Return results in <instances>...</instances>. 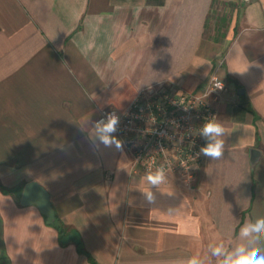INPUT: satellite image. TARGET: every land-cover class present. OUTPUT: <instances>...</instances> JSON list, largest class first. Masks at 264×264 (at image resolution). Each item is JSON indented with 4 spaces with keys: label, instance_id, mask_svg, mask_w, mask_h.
<instances>
[{
    "label": "crops",
    "instance_id": "1",
    "mask_svg": "<svg viewBox=\"0 0 264 264\" xmlns=\"http://www.w3.org/2000/svg\"><path fill=\"white\" fill-rule=\"evenodd\" d=\"M213 74L224 158L201 154L191 183L169 173L144 203L126 148L91 149L100 111L152 85L202 95ZM29 181L64 235L21 204ZM260 217L264 0H0V264H218L210 246Z\"/></svg>",
    "mask_w": 264,
    "mask_h": 264
},
{
    "label": "built area",
    "instance_id": "2",
    "mask_svg": "<svg viewBox=\"0 0 264 264\" xmlns=\"http://www.w3.org/2000/svg\"><path fill=\"white\" fill-rule=\"evenodd\" d=\"M220 83L223 87L217 88ZM226 89L217 74L211 76L202 95L152 85L122 110L102 109L97 120L108 113L119 117L117 132L133 158L134 171L147 173L163 167L166 175L178 171L191 183L201 161L199 128L206 119L218 117L207 97L216 98Z\"/></svg>",
    "mask_w": 264,
    "mask_h": 264
},
{
    "label": "clouds",
    "instance_id": "3",
    "mask_svg": "<svg viewBox=\"0 0 264 264\" xmlns=\"http://www.w3.org/2000/svg\"><path fill=\"white\" fill-rule=\"evenodd\" d=\"M222 87L221 83L217 86V88ZM119 123V117L114 113H108L95 121V132L90 138L91 149L94 152H100L101 145L117 152L124 150V143L114 135L118 131ZM199 135L206 143L200 148L197 155L202 154L212 161L224 158L226 133L222 121L215 117L206 119L199 128ZM144 179L148 189L141 192L143 201L148 205H153L156 202V196L152 189H159L161 185L168 183V177L165 169L158 167L155 171H148ZM167 194L171 195L172 193ZM238 234L242 238V242L232 250H227L223 243L210 246L212 256L222 257L218 264H264V248L258 246L264 243V217L244 223L239 228ZM174 264H205V262L199 254H195L186 260L175 261Z\"/></svg>",
    "mask_w": 264,
    "mask_h": 264
},
{
    "label": "water",
    "instance_id": "4",
    "mask_svg": "<svg viewBox=\"0 0 264 264\" xmlns=\"http://www.w3.org/2000/svg\"><path fill=\"white\" fill-rule=\"evenodd\" d=\"M259 152L257 149L251 150L252 163L257 160ZM21 204L24 206L36 205L41 213L46 217V222L53 225L56 221V211L52 204L49 191L36 181H29L23 190Z\"/></svg>",
    "mask_w": 264,
    "mask_h": 264
},
{
    "label": "trees",
    "instance_id": "5",
    "mask_svg": "<svg viewBox=\"0 0 264 264\" xmlns=\"http://www.w3.org/2000/svg\"><path fill=\"white\" fill-rule=\"evenodd\" d=\"M53 225L58 226V229H59V231H60V234H61V235H64L65 229H64V227H63L62 225H60V224L58 223V219H57V218H56V221H55V223H54ZM91 260H92V264H98L94 259H91Z\"/></svg>",
    "mask_w": 264,
    "mask_h": 264
}]
</instances>
